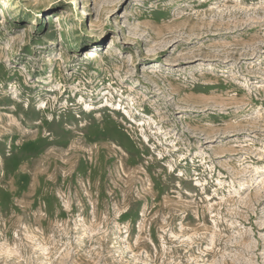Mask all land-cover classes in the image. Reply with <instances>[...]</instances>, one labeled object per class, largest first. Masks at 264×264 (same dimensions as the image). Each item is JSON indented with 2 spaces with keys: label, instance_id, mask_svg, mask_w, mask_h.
Segmentation results:
<instances>
[{
  "label": "rangeland",
  "instance_id": "374dc122",
  "mask_svg": "<svg viewBox=\"0 0 264 264\" xmlns=\"http://www.w3.org/2000/svg\"><path fill=\"white\" fill-rule=\"evenodd\" d=\"M0 264H264V0H0Z\"/></svg>",
  "mask_w": 264,
  "mask_h": 264
},
{
  "label": "bare ground",
  "instance_id": "6f19581e",
  "mask_svg": "<svg viewBox=\"0 0 264 264\" xmlns=\"http://www.w3.org/2000/svg\"><path fill=\"white\" fill-rule=\"evenodd\" d=\"M86 59L90 60L91 63H96L101 59L100 54L94 49L88 53H86Z\"/></svg>",
  "mask_w": 264,
  "mask_h": 264
}]
</instances>
